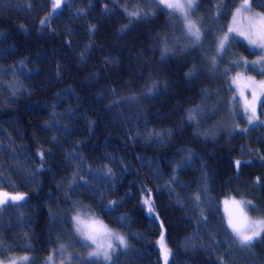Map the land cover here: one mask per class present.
Here are the masks:
<instances>
[{
    "label": "trees",
    "instance_id": "obj_1",
    "mask_svg": "<svg viewBox=\"0 0 264 264\" xmlns=\"http://www.w3.org/2000/svg\"><path fill=\"white\" fill-rule=\"evenodd\" d=\"M242 1L198 0L197 44L152 0H0V193L24 197L0 205V259L71 249L77 209L126 237L111 264H164L161 236L168 264H264V233L241 245L222 207L264 220V102L249 128L233 84L260 54L217 55Z\"/></svg>",
    "mask_w": 264,
    "mask_h": 264
},
{
    "label": "rangeland",
    "instance_id": "obj_2",
    "mask_svg": "<svg viewBox=\"0 0 264 264\" xmlns=\"http://www.w3.org/2000/svg\"><path fill=\"white\" fill-rule=\"evenodd\" d=\"M61 1V0H59ZM181 2H186V0H181ZM242 1L240 5L243 3ZM198 0L196 5L198 6ZM238 6V8L240 7ZM173 14L177 15L182 19V23L185 28V21L182 15L179 12H176L172 9H169ZM197 15V7L194 12H190L189 18L200 28L202 33L201 25L196 19ZM264 21V15L258 11L249 10L248 8H242L240 12L235 11L230 28L233 29L232 32H227L225 35L228 36V40L225 43V48L228 45L230 39H235L241 42L248 44L252 49L257 51L259 54L264 52V49H260L254 47L253 45L248 43L247 38H251L257 40L258 42H264L261 40V37L264 36V24L261 23ZM187 33V31H186ZM243 33L244 35H240ZM224 35V36H225ZM223 38V37H222ZM221 38V39H222ZM224 48V51H225ZM252 61H258V63L254 66L255 69L264 68V60H261V55L259 59L256 60H249L247 59L246 62L243 64L247 67L253 68ZM236 66L238 63L235 62ZM253 75H256L254 72ZM246 73L245 69H240L237 71L233 77V84L236 88L237 96L240 100L241 108L246 116V121L249 128H254L259 125L260 123V109L264 102V77H256ZM252 109H255L256 116L258 119L254 120L253 123H248V116L251 115ZM2 167L0 166V171ZM222 207L224 211L225 218L227 223L231 221L237 227H239L242 231L248 232L251 234L252 228L255 227L257 231H260L261 234L259 237L255 238V242L260 240L262 237L264 230V225L256 226L254 224L255 221L263 220L261 217L251 214L247 208L244 207L240 202L233 198H225L222 202ZM82 221L84 224L81 227L89 233L90 235L94 236L96 239V243H92L91 240L84 241L83 237L78 235L77 238L78 242L77 245L71 247V249H62L52 255V261H48V257L45 258L44 264H111L115 258L118 256L120 250L123 248V251H127L124 247H122L118 241L114 239V237H110L107 235V230H111V232L119 234L108 227L105 222L97 218L93 215H82L80 214ZM1 219V217H0ZM76 229V225H74ZM76 231V230H75ZM120 235V234H119ZM123 236V235H122ZM125 237V236H124ZM126 238V237H125ZM127 240V239H126ZM112 244V249H108V244ZM97 244L102 245L103 247L99 249L101 252L108 251L111 255V260H105L103 256L96 258V257H89V252L97 249ZM0 245L1 240H0ZM73 248V249H72ZM71 255L73 257L72 260L68 259V256ZM22 256H15L16 258L23 257ZM30 257V256H27ZM11 259V258H10ZM4 260L5 264L7 261ZM3 260V259H0ZM29 260L27 261H19L18 264H28ZM43 264V263H42Z\"/></svg>",
    "mask_w": 264,
    "mask_h": 264
},
{
    "label": "snow or ice",
    "instance_id": "obj_3",
    "mask_svg": "<svg viewBox=\"0 0 264 264\" xmlns=\"http://www.w3.org/2000/svg\"><path fill=\"white\" fill-rule=\"evenodd\" d=\"M153 3H159L161 5H163L165 8L167 9H172L176 12H179L182 17L184 18L185 21V28L187 31V34L194 39L195 43H199L201 41L202 38V33L200 28L189 18L190 16V12H194L196 10V0H186L185 2H181V0H152ZM56 6H59V0H56ZM250 4H249V0H244V2L240 5L239 8L236 9L237 12H240L242 8H249ZM129 16L131 17H140L141 13L139 11H134V12H130ZM40 23L43 25L46 23L45 20H41ZM262 24H264V21H261ZM229 32H232L233 29H229ZM210 34V33H209ZM240 35H244L243 33H240ZM248 39V43L253 45L254 47L260 48V49H264V42H258L257 40L251 39V38H247ZM228 40V36L225 35L222 39H220L218 41L217 44V55H220L223 53L224 48H225V43ZM261 40L264 41V36L261 37ZM167 50V49H166ZM261 60H264V52H262L261 54ZM258 63V61H252V65L253 67ZM216 67V60L215 57L212 58V69L215 70ZM259 72H261V74H264V68L261 69H255ZM153 88H155V85H153ZM152 89H149V91H151ZM188 119L190 120H194L195 117L193 115H191V113L188 116ZM258 119V117L256 116L255 113V109H252L251 111V115L248 116V123L251 124L253 123L254 120ZM264 123V122H262ZM41 159H43V153H40ZM240 165V161L237 160L236 161V166L239 167ZM108 176L112 175V170L109 168L107 170ZM257 182H259V178H257ZM150 192V189L148 190ZM24 199L23 195H16V196H9L8 193H0V205L3 204H9L11 206V202L12 201H16V200H22ZM195 199L197 201H199L200 197L199 195H197L195 197ZM112 204L115 203V201L110 202ZM250 203V202H249ZM143 204L147 207L148 213L151 214L154 212V207H153V203L150 200V198H146L143 201ZM253 208H255L254 205H252ZM74 211H76V215L73 216L71 219L73 220L74 225H76V232L78 235L82 236L84 241H88L91 240L92 243H96V239L94 238V236L90 235L89 233H87L86 231H84V229L81 227V225L84 224V221H82L79 210L77 209H73ZM201 215L203 216V213H201ZM155 218V217H153ZM123 219V218H121ZM254 224L256 226H260V225H264V220H258L255 221ZM229 227L232 228L233 234L235 235L236 239L238 240V242L245 246V247H249L252 246L255 243V238L259 237L261 232L257 231L254 228H252L251 230V234H249L248 232L242 231L239 227H237L235 224H233L231 221H229ZM264 230V229H261ZM107 235L110 237H114V239L116 241L119 242V244L124 247L127 248L128 244H127V240L124 236L116 234L111 232V230H107ZM159 245H160V250L163 254L164 257V264H168V256L170 254V250L167 248L166 243L164 242V238L163 236H161L160 241H158ZM62 249L65 247V245H61L60 246ZM103 246L100 244H97V249L93 250L91 252H89V257H96L99 258L101 256H103V258L105 260H111V255L109 254L108 251H103L101 252L99 249H101ZM108 249H112V244L109 243L108 244ZM4 251L3 246L0 245V254H2ZM29 259V257L27 256H23V257H12L10 260L7 261V264H18V260L19 261H27ZM69 260H72L73 257L71 255L68 256ZM48 261L51 262L52 261V256L50 255L48 257ZM0 264H5L4 260H0Z\"/></svg>",
    "mask_w": 264,
    "mask_h": 264
}]
</instances>
